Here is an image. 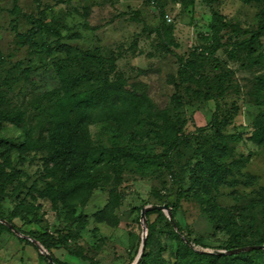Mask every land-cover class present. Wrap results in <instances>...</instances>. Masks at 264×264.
I'll list each match as a JSON object with an SVG mask.
<instances>
[{"label":"rangeland","instance_id":"rangeland-1","mask_svg":"<svg viewBox=\"0 0 264 264\" xmlns=\"http://www.w3.org/2000/svg\"><path fill=\"white\" fill-rule=\"evenodd\" d=\"M263 14L264 0H0V264H206L201 251L264 247ZM66 75L80 93L147 92L166 115L133 116L122 133L94 122L62 152L31 144L49 138L29 131L31 102ZM231 167L236 185L220 186ZM179 195L196 249L170 210L149 209ZM217 264H264V248Z\"/></svg>","mask_w":264,"mask_h":264},{"label":"trees","instance_id":"trees-1","mask_svg":"<svg viewBox=\"0 0 264 264\" xmlns=\"http://www.w3.org/2000/svg\"><path fill=\"white\" fill-rule=\"evenodd\" d=\"M214 28L215 37L213 39V49L218 50L221 46V39L218 36V28ZM38 31L39 29L37 28L31 29L27 35L35 34ZM263 34L264 14L262 15L258 30L252 35V39L257 40ZM59 79V84L54 89L41 93L35 97V101L31 102L39 112L34 115V117L38 118L37 125L30 127L29 131L34 133L36 130L40 129V132H48L49 137L47 140L43 137L33 139L30 141L31 144H51L57 152H62L61 150L63 149L72 146L76 147V135L80 134V132H84L85 129L94 122L113 120L115 125L106 127V133L109 134L112 133V131L122 133L123 128L130 126L141 113L156 114L158 117L164 118L167 112L165 108H157L151 95L144 91L124 88L121 84L106 85L103 83L93 87L88 93H80L76 91L74 85L69 82L67 75ZM133 116L135 117L134 119H132ZM231 168L218 175L217 183L220 186L225 184L229 186L236 185V181L240 177L241 172L233 168L231 170ZM229 175H231V178H229ZM180 197L179 195L175 204H168L172 214L171 223L175 224L178 228L177 236L180 241L188 248L196 249V241L183 235L182 228L174 217V213L181 205ZM119 200V194H111L107 205V209L110 210L107 211L108 216H112V212L114 208L118 206ZM261 203L264 204V202ZM158 211L159 210L155 209L152 212ZM147 215L148 214H146V217ZM6 221L10 226V230H13L16 234H23L20 233L18 226L11 219H6ZM20 238L24 241H28L22 236H20ZM34 245L36 247H43L50 253L55 243H48L41 238H35ZM263 248V246L253 244L248 247L229 246L227 247L228 250L238 249L231 254L221 253L223 251L217 254L207 251L201 252L207 255L206 264H217L219 261L226 262L230 257L261 251ZM69 250L72 254H76L74 249L69 247ZM145 255L146 253L143 255L144 258ZM51 257L53 259V262H51L52 264H65L58 261L55 256L51 255ZM144 258L141 259L140 264L144 263Z\"/></svg>","mask_w":264,"mask_h":264},{"label":"water","instance_id":"water-1","mask_svg":"<svg viewBox=\"0 0 264 264\" xmlns=\"http://www.w3.org/2000/svg\"><path fill=\"white\" fill-rule=\"evenodd\" d=\"M149 209H168V210H170L168 204L152 206V207L149 208ZM149 209L145 208V209H143V211H142L141 216H142V218L145 219V220H146V212H147ZM170 214H171V212H170ZM171 217H172V214H171ZM173 221H174V220H173ZM236 250H238V249L230 250V253H233V252H235ZM221 253H226V252L223 251V252H221ZM49 260H50L51 262H53V259H52L51 256H49Z\"/></svg>","mask_w":264,"mask_h":264},{"label":"built area","instance_id":"built-area-1","mask_svg":"<svg viewBox=\"0 0 264 264\" xmlns=\"http://www.w3.org/2000/svg\"><path fill=\"white\" fill-rule=\"evenodd\" d=\"M168 20H170V18Z\"/></svg>","mask_w":264,"mask_h":264}]
</instances>
